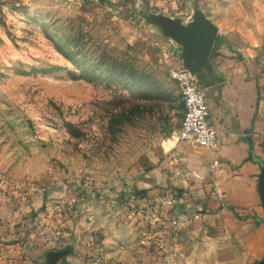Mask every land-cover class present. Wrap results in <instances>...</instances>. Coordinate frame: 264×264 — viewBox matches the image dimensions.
<instances>
[{"label":"rangeland","instance_id":"374dc122","mask_svg":"<svg viewBox=\"0 0 264 264\" xmlns=\"http://www.w3.org/2000/svg\"><path fill=\"white\" fill-rule=\"evenodd\" d=\"M0 5V194L19 195L20 185L44 190L49 213L63 203L60 215L80 210L90 225L98 220L86 219L90 206L101 216L114 202L120 214L131 216L135 207L127 205L153 190L184 200L179 185L189 184L161 187L151 176L165 166L178 174L184 165L170 137L183 112L170 72L182 68L180 51L205 24L248 25L255 16L258 21L264 0H0ZM191 175L196 177L190 171L184 177ZM208 197L205 192L202 198L187 197L173 264L262 261L264 213L247 216L228 205L219 211ZM106 223L116 230L111 237L122 259L98 250L103 263L164 264L163 254L143 236L148 225L134 230Z\"/></svg>","mask_w":264,"mask_h":264},{"label":"crops","instance_id":"0c3cea01","mask_svg":"<svg viewBox=\"0 0 264 264\" xmlns=\"http://www.w3.org/2000/svg\"><path fill=\"white\" fill-rule=\"evenodd\" d=\"M259 6L262 8L261 2ZM259 17L264 23L262 10ZM256 20L257 16L248 25L231 21L228 27L211 25L216 29L215 38L205 66L196 75L205 93L218 150L208 152L196 145L178 143L174 155L183 161L180 172L174 174L175 167L165 166L166 171L157 169L151 175L156 181L153 183L161 187L189 184L186 189L179 185L186 200L181 199L173 211L181 213L183 221L187 197L202 198L204 192L216 210H225L224 205H228L247 216L264 213L257 192L260 164L264 162V25L251 26L257 24ZM191 56L190 49L180 51L182 68L194 65ZM214 162L217 164L213 166ZM188 171L196 177L185 178ZM157 195L153 190L145 197ZM49 204L47 197L27 201L15 193L0 194V264H91L98 250L107 258L122 259L111 237L116 230L106 221L134 230L142 224L137 216H123L119 211L115 215L111 210L114 202L105 205L101 216L89 207L93 221L98 219L95 225L86 223L80 210L59 216L49 213ZM260 225L264 230V223ZM37 226L44 235L37 232ZM58 229L67 235L66 242L50 247L47 241Z\"/></svg>","mask_w":264,"mask_h":264},{"label":"built area","instance_id":"2783aa9c","mask_svg":"<svg viewBox=\"0 0 264 264\" xmlns=\"http://www.w3.org/2000/svg\"><path fill=\"white\" fill-rule=\"evenodd\" d=\"M1 12L2 5H0V15ZM170 74L179 86L183 109L180 122L170 132L171 139L177 143L199 146L208 152L217 151L219 148L217 134L215 129L209 125V107L205 101V93L198 85L196 75L183 68L173 70ZM216 164L217 162H214L213 166ZM18 189L22 199L28 197L42 198L45 192L27 185H20ZM75 202L74 197L70 199V203ZM178 203L176 197L165 195L146 196L133 203V205H127L132 209L135 207L136 213L131 215L140 217L142 221L141 228L149 226L148 230L143 229V236L153 249L163 254L164 264H173L176 256V248L174 247L175 232L183 223L181 213H173ZM62 206L63 203L53 205L50 207V212L60 215ZM114 207L112 205L111 210L117 215L118 211ZM124 210L128 211L130 209L126 207ZM86 219L92 220L93 217L86 215ZM37 232L41 236L44 235L42 229L40 230L38 226ZM66 239L67 235L61 229H58L54 232L52 239L47 241V244L50 247L62 246ZM90 262L91 264L103 263L98 252L95 253Z\"/></svg>","mask_w":264,"mask_h":264},{"label":"water","instance_id":"95a60500","mask_svg":"<svg viewBox=\"0 0 264 264\" xmlns=\"http://www.w3.org/2000/svg\"><path fill=\"white\" fill-rule=\"evenodd\" d=\"M216 29L211 25L205 24L202 29L195 32V40H191L189 46H185L184 50H192L191 59L194 65L188 66L186 70L194 75H197L198 71L202 69L207 61L212 43L214 41ZM187 58V57H186ZM185 59V57H184ZM257 192L261 202V207L264 211V162L260 164ZM264 221V219H263ZM257 264H264V259Z\"/></svg>","mask_w":264,"mask_h":264},{"label":"trees","instance_id":"16d2710c","mask_svg":"<svg viewBox=\"0 0 264 264\" xmlns=\"http://www.w3.org/2000/svg\"><path fill=\"white\" fill-rule=\"evenodd\" d=\"M101 2L105 1V0H100ZM257 221H259L260 219H256ZM261 222H264L263 220Z\"/></svg>","mask_w":264,"mask_h":264}]
</instances>
